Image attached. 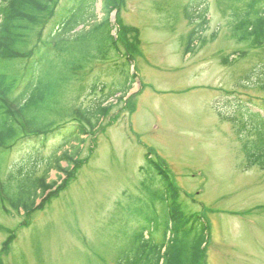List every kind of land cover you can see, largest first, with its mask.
<instances>
[{"label":"rangeland","instance_id":"374dc122","mask_svg":"<svg viewBox=\"0 0 264 264\" xmlns=\"http://www.w3.org/2000/svg\"><path fill=\"white\" fill-rule=\"evenodd\" d=\"M251 1L122 0L119 15L110 16L111 33L116 37L117 17L125 33L117 50L87 27L49 44L39 74L45 100L30 116L52 106L59 115L49 122H75L73 109L84 113L99 101L108 111L93 112V130L73 144L64 130L8 155L4 177L32 167L42 176L47 165V182L58 181V166L66 167L56 162L59 154L79 167L55 199L30 214L27 228L21 211L0 210V250L14 234L1 264H145L150 241L167 251L180 244L181 223L168 218L170 207L187 217L192 235L198 218L205 225L206 264H264V168H247L224 120L235 99L264 100L251 75L264 66V38L245 36L264 0L248 18ZM95 12L100 20V0ZM113 90L120 93L109 97ZM149 152L167 169L176 200ZM17 177L13 187L31 186Z\"/></svg>","mask_w":264,"mask_h":264},{"label":"trees","instance_id":"16d2710c","mask_svg":"<svg viewBox=\"0 0 264 264\" xmlns=\"http://www.w3.org/2000/svg\"><path fill=\"white\" fill-rule=\"evenodd\" d=\"M98 0H0V210L5 214L10 211L22 212L23 224L26 227L31 219V213L40 211L47 202L55 199L64 190L68 182L75 176L79 167L71 156L59 154L56 162H66V167L60 168L59 172L63 178L58 181L47 182V173L52 168L47 167L42 176L35 175V167L18 169L17 174L8 172L2 176L5 161L8 155L24 145H43L47 139L56 138L68 130L70 143L73 144V137L82 138L87 136L88 130H93V112L103 114L108 111L102 107L103 101L94 104L84 113L80 109H73L71 112L75 122L58 124L57 120L49 122L51 114H57L58 110L50 106L46 112H34L30 116L28 109L40 108L45 97L40 90L42 73L45 62V52L49 44L54 40L72 35L78 26L87 27L88 33L102 40L108 39V46L116 49L123 41L125 33L117 17L116 37L112 35L113 27L110 22L111 13L119 15L122 0H100V12L102 18L97 19L95 5ZM263 0H252L247 4L246 11L249 18L256 3ZM252 23L245 27L247 38H264V6L261 7ZM254 24V26H252ZM203 29V28H202ZM85 31V32H86ZM201 30L199 29L198 33ZM193 34V33H191ZM137 46V41L134 42ZM188 52V49H187ZM125 54L127 51L125 50ZM77 60V59H76ZM255 75L253 86L264 87V66L258 70H251ZM250 79V78H249ZM80 82V81H79ZM120 93L111 91L109 97ZM125 90L122 94H126ZM37 98V101H36ZM251 100V99H250ZM235 112L224 120L230 122L232 130L241 145L247 168L258 165L264 168V101L254 103L244 101L245 104L235 99ZM242 102V103H241ZM254 104V105H253ZM254 109V111L252 110ZM29 114V116H28ZM41 114V115H39ZM58 119L57 117H55ZM25 119L26 126H22L21 120ZM90 133V132H89ZM55 149V148H54ZM155 174L160 178L163 185L174 192V199H177V192L168 177L166 171L161 170L158 165L148 159ZM18 176V177H17ZM5 178L6 188H2ZM22 178L23 182L31 183L29 188L13 187L11 184L15 179ZM23 197H26L23 200ZM39 201V202H38ZM175 204V201H173ZM174 208H169L168 218L178 226L177 232H181L180 244L167 251L162 242L152 243L150 241V259L145 264H204V235L205 225L197 221L200 229L197 234L192 235L193 228L186 227L187 217L177 215ZM181 227V228H180ZM192 230V231H191ZM139 236L143 238V231L140 228ZM166 236V231L163 233ZM13 232L9 234L0 250L1 256H5L12 241ZM163 241V240H162ZM180 247V248H179ZM142 263V262H141ZM120 264V262L118 263Z\"/></svg>","mask_w":264,"mask_h":264}]
</instances>
